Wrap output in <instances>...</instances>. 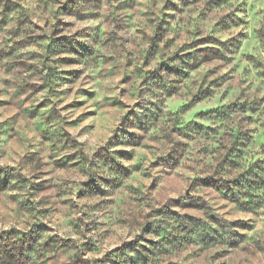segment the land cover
I'll return each mask as SVG.
<instances>
[{
	"label": "rangeland",
	"instance_id": "obj_1",
	"mask_svg": "<svg viewBox=\"0 0 264 264\" xmlns=\"http://www.w3.org/2000/svg\"><path fill=\"white\" fill-rule=\"evenodd\" d=\"M0 264H264V0H0Z\"/></svg>",
	"mask_w": 264,
	"mask_h": 264
}]
</instances>
